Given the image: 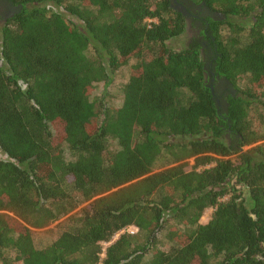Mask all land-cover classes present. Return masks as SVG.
Here are the masks:
<instances>
[{"label":"trees","instance_id":"1","mask_svg":"<svg viewBox=\"0 0 264 264\" xmlns=\"http://www.w3.org/2000/svg\"><path fill=\"white\" fill-rule=\"evenodd\" d=\"M9 1L0 264H264V0H195L221 16L182 48L171 0ZM131 59L121 107L92 100ZM192 157V170L179 163ZM88 201L37 245L31 228Z\"/></svg>","mask_w":264,"mask_h":264},{"label":"rangeland","instance_id":"2","mask_svg":"<svg viewBox=\"0 0 264 264\" xmlns=\"http://www.w3.org/2000/svg\"><path fill=\"white\" fill-rule=\"evenodd\" d=\"M48 6L50 9L57 10V7L53 4H49ZM3 18H4V16L0 14V27L3 25L2 24ZM194 36H200V33L194 29H192L190 31L186 30V33L183 36H181L179 39H177L175 41L170 42V45L175 47V48H182ZM134 64H136V60L131 59L130 62L128 63V65H125V66H122L121 68H119L115 72L113 80L108 84L105 83V81H99V82L95 83L94 88L92 90L91 99L96 100L99 98H103L109 106H112L114 108L121 107V105L124 101L123 88H124L125 83L128 81L131 68ZM246 83L247 82H246L245 78H242L239 80L240 86H245ZM216 85L219 87L221 85V83L218 82ZM229 88L232 92H235V89L232 86H229ZM219 89H222L224 91V93H226L225 88L220 87ZM219 103H221L220 99H219ZM56 131L60 132L59 130H56ZM181 140H187V139H181ZM110 146L112 149L117 147L115 141H112ZM252 146H254V145L246 146V147H244V150H247V149L251 148ZM64 152H65V157L67 160L73 159L72 154L70 153V151L68 150V148L66 146L64 148ZM179 163H182L183 165H185V169L192 170L195 167L196 161H195V157H192V158L182 160ZM172 164L173 163L171 161H169V159L165 158V159L161 160L160 162H158L154 166L153 172H157V171H160L162 169H165V168L171 166ZM212 164H214V163L202 165V166H199L197 168L201 169L204 167H209ZM225 198H227V197H225ZM90 203H91V201H88V202L81 204L72 213L60 218L59 220L53 222L49 226H46L43 228H31V230L34 234L35 242L37 243V245L45 246V245L49 244L51 241H53L55 239V237L57 236V234L59 233L61 225L64 222H66L68 217L73 213L81 211L82 208L88 207L90 205ZM212 212H213V208L207 209V211L205 212L201 221L203 223H206L210 219ZM7 214L11 215L12 213H7ZM169 246H170V242L166 238L165 232H162L159 235V248L162 250H166L169 248Z\"/></svg>","mask_w":264,"mask_h":264},{"label":"flooded vegetation","instance_id":"3","mask_svg":"<svg viewBox=\"0 0 264 264\" xmlns=\"http://www.w3.org/2000/svg\"><path fill=\"white\" fill-rule=\"evenodd\" d=\"M171 5L186 17L187 30H196L201 34L204 27H208V18H218L221 14L209 8L204 2L195 0H171ZM16 11V7L9 0H0V14L4 16L3 23ZM205 46L207 44L205 43ZM215 81V79L213 80ZM226 91H231L229 85L220 80ZM232 92V91H231ZM227 93V92H226Z\"/></svg>","mask_w":264,"mask_h":264},{"label":"built area","instance_id":"4","mask_svg":"<svg viewBox=\"0 0 264 264\" xmlns=\"http://www.w3.org/2000/svg\"><path fill=\"white\" fill-rule=\"evenodd\" d=\"M135 230H136L135 227H133V226H127V227L123 228L122 230H120L118 233H116V235L113 237V239L110 242L104 243V249H103V253L101 254V257L102 258L105 257L106 247L108 245H110L113 241H115L116 239H118L122 233H125V232L134 233Z\"/></svg>","mask_w":264,"mask_h":264}]
</instances>
